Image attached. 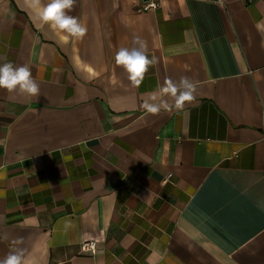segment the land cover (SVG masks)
<instances>
[{
  "label": "crops",
  "instance_id": "1",
  "mask_svg": "<svg viewBox=\"0 0 264 264\" xmlns=\"http://www.w3.org/2000/svg\"><path fill=\"white\" fill-rule=\"evenodd\" d=\"M143 1L75 0L87 33L61 43L0 0V64L40 87L0 89V259L264 264V0ZM136 36L158 60L138 88L115 63ZM184 76L182 111L142 108Z\"/></svg>",
  "mask_w": 264,
  "mask_h": 264
},
{
  "label": "clouds",
  "instance_id": "2",
  "mask_svg": "<svg viewBox=\"0 0 264 264\" xmlns=\"http://www.w3.org/2000/svg\"><path fill=\"white\" fill-rule=\"evenodd\" d=\"M30 16L35 23L37 20L42 25H48L54 32L61 35V43H67L69 38L80 40L87 33V28L77 17L68 13L73 9L75 0H24ZM35 15L32 16L31 14ZM132 47H120L115 55V63L127 73V78L135 88L140 87L145 74L154 67L158 60L156 56H149L147 43L139 36L133 38ZM0 89L9 93L16 92L22 96L35 97L40 94L39 84L32 77L27 65L14 66L12 62L0 64ZM197 84L189 77H181L179 82L166 79L158 91L153 92L142 103V108L152 115L159 114L162 110L171 112L182 111L186 103L195 99ZM171 102H169V99ZM7 239V237H3ZM15 243H20L16 241ZM0 264H25L23 249H13L0 259Z\"/></svg>",
  "mask_w": 264,
  "mask_h": 264
},
{
  "label": "built area",
  "instance_id": "3",
  "mask_svg": "<svg viewBox=\"0 0 264 264\" xmlns=\"http://www.w3.org/2000/svg\"><path fill=\"white\" fill-rule=\"evenodd\" d=\"M253 1V0H246ZM159 5L156 0H144L143 3L138 7L139 11H145L154 9ZM81 250L86 253L94 254L97 251V241L96 240H84L81 242Z\"/></svg>",
  "mask_w": 264,
  "mask_h": 264
}]
</instances>
